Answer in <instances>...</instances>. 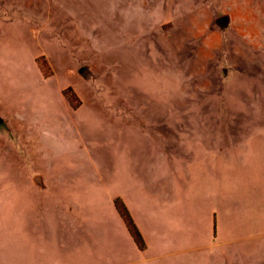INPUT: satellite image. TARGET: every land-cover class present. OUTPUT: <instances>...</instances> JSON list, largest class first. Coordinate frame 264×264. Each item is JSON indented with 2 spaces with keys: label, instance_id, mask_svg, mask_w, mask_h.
I'll return each instance as SVG.
<instances>
[{
  "label": "rangeland",
  "instance_id": "1",
  "mask_svg": "<svg viewBox=\"0 0 264 264\" xmlns=\"http://www.w3.org/2000/svg\"><path fill=\"white\" fill-rule=\"evenodd\" d=\"M172 139L233 211L151 264H264V0H0V191L37 172L108 222L120 175L147 170L113 159Z\"/></svg>",
  "mask_w": 264,
  "mask_h": 264
},
{
  "label": "crops",
  "instance_id": "2",
  "mask_svg": "<svg viewBox=\"0 0 264 264\" xmlns=\"http://www.w3.org/2000/svg\"><path fill=\"white\" fill-rule=\"evenodd\" d=\"M172 141H157L153 158L135 156L133 146V157L113 159L114 164H134L131 159L140 157L147 166L137 175L121 174L118 194L143 237V251L116 212L108 222L97 218L90 224L82 215L73 218L77 210L73 205L82 208L72 202L78 190L66 185L60 193L50 186L51 178L33 172L23 175L17 190L0 191V264H151L170 252L166 248L196 238V216L203 210L208 220L212 211L228 220L233 210L225 204L231 197L227 188H219L217 181L213 194H208L196 182L201 174L203 180L213 177L216 167L200 166L198 172L199 158L186 152L185 142ZM203 156L227 163L228 154L211 147ZM209 232L210 226L205 234Z\"/></svg>",
  "mask_w": 264,
  "mask_h": 264
},
{
  "label": "trees",
  "instance_id": "3",
  "mask_svg": "<svg viewBox=\"0 0 264 264\" xmlns=\"http://www.w3.org/2000/svg\"><path fill=\"white\" fill-rule=\"evenodd\" d=\"M114 204L132 240L134 241V243L137 245L139 249H143L144 241H143L142 235L139 232L137 226L135 225L127 207L125 206L123 201H121V199L119 198H116L114 200Z\"/></svg>",
  "mask_w": 264,
  "mask_h": 264
}]
</instances>
